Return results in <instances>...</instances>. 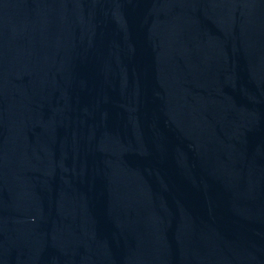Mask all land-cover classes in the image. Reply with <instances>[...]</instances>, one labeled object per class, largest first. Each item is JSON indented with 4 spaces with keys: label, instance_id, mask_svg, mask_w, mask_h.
<instances>
[{
    "label": "water",
    "instance_id": "water-1",
    "mask_svg": "<svg viewBox=\"0 0 264 264\" xmlns=\"http://www.w3.org/2000/svg\"><path fill=\"white\" fill-rule=\"evenodd\" d=\"M0 264H264V0H0Z\"/></svg>",
    "mask_w": 264,
    "mask_h": 264
}]
</instances>
